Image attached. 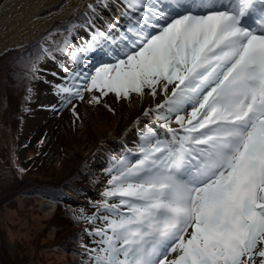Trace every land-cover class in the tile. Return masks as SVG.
I'll return each instance as SVG.
<instances>
[{
  "label": "snow or ice",
  "instance_id": "6c2138e0",
  "mask_svg": "<svg viewBox=\"0 0 264 264\" xmlns=\"http://www.w3.org/2000/svg\"><path fill=\"white\" fill-rule=\"evenodd\" d=\"M123 3V35L97 33L108 59L55 90L99 103L159 89L170 136L148 130L110 170L91 264H264V0Z\"/></svg>",
  "mask_w": 264,
  "mask_h": 264
},
{
  "label": "rangeland",
  "instance_id": "374dc122",
  "mask_svg": "<svg viewBox=\"0 0 264 264\" xmlns=\"http://www.w3.org/2000/svg\"><path fill=\"white\" fill-rule=\"evenodd\" d=\"M5 1L1 0L0 7ZM67 2L68 0L59 1L51 9L41 11L36 18L59 11ZM96 3L97 1L92 0L84 8L74 11L70 18L80 14L89 5L93 7ZM107 7L113 10L112 16L121 19L124 29L118 30L123 33L129 23V20L120 17V13H123L122 8H127L123 0H109ZM103 10L101 8V15H104ZM68 18L55 21L40 35L31 39L28 43H34L33 41L38 39L39 43L28 50V55L35 59L39 54L41 67H46L48 62L46 59L43 60L41 54L43 49H47L51 54H58L62 44L70 37L74 38L73 45L79 42L74 51L76 55H72L68 60L60 57L59 63L56 61L48 65L41 79L35 77L40 72L34 75L32 69H29L27 73L29 76L27 78L23 76L19 82L20 87L24 89L21 98L26 104L23 109L13 105L9 126L4 121L6 108L2 110L3 104L0 105V200L2 198L14 200V195L29 184L41 187L42 183L46 184L54 180L65 181L70 178L73 171L87 167L91 171L92 182L89 176L83 175L73 181L81 190L77 191L74 197L61 198L66 206L77 208L76 215L82 218V224L85 225L89 217L95 216V207L89 206L86 201L94 199L98 194L102 195L110 187L108 181L114 164L128 157L129 153L132 154L129 158L138 155V146L142 143L143 134L148 130H153L162 137L170 136L165 129L160 128L162 121L156 119L158 111H163V109L158 110L157 105L163 104L167 97L165 94L161 95L162 91L159 89L155 97L149 95V90L145 89L144 95L131 93L128 99L118 98L114 93H109L107 96H102L99 103L92 102L93 96H100L96 91H84L83 99L72 98L71 102L63 99L71 94L67 92L57 94L54 86L65 84L72 86L74 78L81 86L86 83L81 78L82 75L92 73L96 68L88 66L90 58L94 55L87 52L88 45L91 38L99 37L98 32L93 29L84 30V33L81 29L77 32V36L73 37L71 32H76L74 28L69 33L63 34L54 31V28L62 29L64 20ZM96 20L101 23L103 18L96 15ZM34 64L39 66L36 61ZM55 72L57 74L52 75ZM171 87L169 86V94ZM4 90L5 87L2 88V91ZM14 100L15 98L12 102ZM143 100L148 104L144 108L141 105ZM83 107L88 112H82L80 109ZM145 112L148 115H145ZM68 120L72 121V131L75 135L72 145H66L68 130L64 126ZM88 125L95 129L93 135L97 138L86 147L83 139ZM171 127L178 129V125L174 122ZM115 153L118 154V158ZM71 162H73L72 166H70ZM18 178L23 179L16 181ZM19 184L18 188L15 187ZM11 186L14 187L10 188ZM6 189L8 190L5 191ZM9 207L15 208V210L10 209L13 210L11 217H9L10 210L7 209ZM55 210V207H49L35 197L16 198V203L4 202L0 213L7 212L0 216V264L1 259L4 264H66L59 253H53V249L46 247L53 239L54 232L46 230L40 236L46 226L45 222L53 216ZM96 222L99 227L104 226L103 220ZM94 232L92 231V235ZM88 239L87 241H93L91 249L98 248L96 243L98 237L94 240L90 237ZM3 240L6 244H2ZM2 246L4 248L1 250ZM175 255L176 253H171L169 259Z\"/></svg>",
  "mask_w": 264,
  "mask_h": 264
},
{
  "label": "trees",
  "instance_id": "16d2710c",
  "mask_svg": "<svg viewBox=\"0 0 264 264\" xmlns=\"http://www.w3.org/2000/svg\"><path fill=\"white\" fill-rule=\"evenodd\" d=\"M1 3V0H0ZM104 11V16H106L107 12ZM96 15H101V7L100 3L97 2L92 8L88 7L83 10L80 14L75 15L72 18L65 19L63 22V28H54V31H59L58 33H69L71 29L74 28V33L71 32V36H77V32L81 30L84 26H88V24H93L97 26L99 22L96 20ZM76 34V35H75ZM76 38V37H75ZM73 38H68L62 44L60 53L68 52V48L66 44H72ZM34 43H25L23 45L13 47L11 49L6 50L4 53L0 55V105L3 104L2 110H5V119L4 121L8 124L9 118L12 115V107L13 105L19 106L21 109L24 108L26 102L21 98L23 95V87H20L19 82L22 80L24 76L27 78L29 75L27 74L29 69L33 68V64L35 61L38 63V68L44 69L48 65L52 64L57 60V54H51L48 51H44L41 53L43 55V60H47L48 64L46 67H41V57L39 54L37 58H32L28 55V50L32 49L37 43L38 40H34ZM41 71L39 75L37 74L35 77L40 78ZM5 87V90L2 91V88ZM7 93V95H5ZM12 95V96H10ZM27 97V96H26ZM25 97V98H26ZM15 98L14 102L12 99ZM14 132V129H12ZM87 164V163H86ZM91 177V171L84 167L79 171H73V174L69 179L65 181H51L49 183H42L41 187H37L33 184H29L24 186L18 194H15L14 200L5 198L0 200V208L2 207L4 202L13 201L16 203V198L28 199L29 197H35L39 201L44 202L49 205V207H55L56 210L46 222L45 228L40 236H42L46 230H52L54 232L53 239L51 240L49 246L51 250L53 249V253H59L64 259L66 264H90L91 257L89 250L91 249V245L93 241L89 240L90 237L92 240L96 238L95 235H92V231H95L96 227H99L97 222H90L89 219L85 222V225L82 224V218L76 215L75 207L70 205L66 206L65 203L61 200L63 196L74 197L77 191L81 189L77 187L73 181L80 179L82 176ZM23 178H18L16 181H22ZM16 185L15 187H19ZM14 186H11L12 188ZM9 189V188H8ZM6 189L5 191H7ZM13 195V194H12ZM74 195V196H73ZM104 200V197L100 194L95 196L94 199H89V206L95 207L94 214L97 217H102L105 214V210L100 206V202ZM8 210L15 208H7ZM3 211L0 213V216L5 215ZM13 214V210L9 211V217ZM93 217V216H91ZM2 244H6L3 240ZM4 248L3 246L1 247ZM4 254V253H3ZM1 264H4L3 259H1Z\"/></svg>",
  "mask_w": 264,
  "mask_h": 264
},
{
  "label": "bare ground",
  "instance_id": "6f19581e",
  "mask_svg": "<svg viewBox=\"0 0 264 264\" xmlns=\"http://www.w3.org/2000/svg\"><path fill=\"white\" fill-rule=\"evenodd\" d=\"M59 1L61 2L63 0H6L0 7V51L10 45H23V43H27L28 40L40 35L43 30L55 21L71 17L70 15L74 11L84 8L92 0H68L67 4L59 11L50 12L46 16L36 18L41 11L51 9ZM161 95H164V93L162 92ZM141 105L144 108L148 104L143 100ZM84 108L80 110L82 112H88ZM64 127L68 130L66 134V145H72V141L75 140V135L72 131V121H66ZM94 132L95 129L93 130L91 125H88L83 139L86 147H89L93 143L92 141L97 138L93 135L95 134ZM72 163H70V166H72Z\"/></svg>",
  "mask_w": 264,
  "mask_h": 264
},
{
  "label": "water",
  "instance_id": "95a60500",
  "mask_svg": "<svg viewBox=\"0 0 264 264\" xmlns=\"http://www.w3.org/2000/svg\"><path fill=\"white\" fill-rule=\"evenodd\" d=\"M2 6V5H1ZM33 39V38H32ZM29 41H31V39L30 40H28V42ZM26 43V42H25ZM24 44V43H23ZM20 45H22V44H18V45H10V46H8V47H5V48H3L1 51H0V54H2L3 52H5L7 49H9V48H12V47H16V46H20Z\"/></svg>",
  "mask_w": 264,
  "mask_h": 264
}]
</instances>
